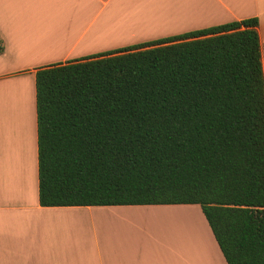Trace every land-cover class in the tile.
Segmentation results:
<instances>
[{
  "label": "trees",
  "instance_id": "trees-1",
  "mask_svg": "<svg viewBox=\"0 0 264 264\" xmlns=\"http://www.w3.org/2000/svg\"><path fill=\"white\" fill-rule=\"evenodd\" d=\"M258 24L249 17L40 66V204H200L228 264H264Z\"/></svg>",
  "mask_w": 264,
  "mask_h": 264
},
{
  "label": "crops",
  "instance_id": "crops-1",
  "mask_svg": "<svg viewBox=\"0 0 264 264\" xmlns=\"http://www.w3.org/2000/svg\"><path fill=\"white\" fill-rule=\"evenodd\" d=\"M249 17L264 70V0H0V264H228L200 204H40L36 71Z\"/></svg>",
  "mask_w": 264,
  "mask_h": 264
},
{
  "label": "rangeland",
  "instance_id": "rangeland-1",
  "mask_svg": "<svg viewBox=\"0 0 264 264\" xmlns=\"http://www.w3.org/2000/svg\"><path fill=\"white\" fill-rule=\"evenodd\" d=\"M182 216H190V217H182ZM167 217H169L168 218L169 220H178V226L180 228L178 229L179 231L186 232L187 234H191V232L199 231L196 229V222H197L196 220H198V215L195 216L194 214L187 213V212H175V213H170V215ZM195 217L197 218L196 220H194ZM192 218H193V222L195 221L194 223L191 222ZM204 219L206 220L205 216H204ZM206 223L209 226V223L207 222V220H206ZM189 236H192V235H189Z\"/></svg>",
  "mask_w": 264,
  "mask_h": 264
},
{
  "label": "bare ground",
  "instance_id": "bare-ground-1",
  "mask_svg": "<svg viewBox=\"0 0 264 264\" xmlns=\"http://www.w3.org/2000/svg\"><path fill=\"white\" fill-rule=\"evenodd\" d=\"M180 217V216H179ZM182 217H190V216H182Z\"/></svg>",
  "mask_w": 264,
  "mask_h": 264
}]
</instances>
